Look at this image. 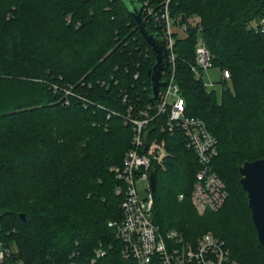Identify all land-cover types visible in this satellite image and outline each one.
<instances>
[{
    "label": "trees",
    "instance_id": "obj_1",
    "mask_svg": "<svg viewBox=\"0 0 264 264\" xmlns=\"http://www.w3.org/2000/svg\"><path fill=\"white\" fill-rule=\"evenodd\" d=\"M134 1L161 38L164 0H149L151 15L141 12L144 0ZM168 7L175 23L200 17L201 29L176 39V81L186 114L201 117L217 139L211 168L227 196L218 210L197 212L196 155L180 131H161L158 116L148 137L163 140L166 155L153 171L152 220L187 241L209 233L233 259L264 264L239 182V166L264 157V23H251L264 17V0H170ZM137 25L124 0H0V241L9 263L86 264L103 245L106 255L90 264H136L121 256L108 222L122 217L123 193H115L122 182L111 167L131 145L124 117L151 95L155 59ZM200 40L212 66L229 73L219 80L220 99L191 71Z\"/></svg>",
    "mask_w": 264,
    "mask_h": 264
},
{
    "label": "built area",
    "instance_id": "obj_2",
    "mask_svg": "<svg viewBox=\"0 0 264 264\" xmlns=\"http://www.w3.org/2000/svg\"><path fill=\"white\" fill-rule=\"evenodd\" d=\"M169 1L164 0L159 8L164 23L160 36L168 61L167 70L162 72L166 84L160 87L158 99L154 103L149 100L145 107H138L137 110L131 105L128 106L124 120L131 124V145L125 152L122 163L111 167L115 178L122 182L115 187V193H123L120 202L122 217L109 221L108 225L121 242V256L132 259L136 264H242L231 257L228 246L220 238L205 233L195 241H187L177 230H161L152 220L154 192L151 178L155 166L161 165L166 155L164 141L148 137L150 122L158 116L165 117L161 131H180L186 147L196 155L199 167L195 174L191 201L197 212L202 214L206 210H218L227 196L224 182L211 168V161L217 155V139L201 117L186 114V102L176 81V39L186 36L191 26L201 29L200 17L194 14L185 21L175 23L169 13ZM141 12L144 15L156 14L149 0L142 2ZM251 23L254 26L264 23V17L253 19ZM210 67V51L200 40L194 47V62L190 68L207 89L214 85L212 80L205 81L203 78ZM133 77L138 78L139 73H134ZM228 78V71L220 69V79ZM64 93V102L68 103L66 96L71 94V90L67 87ZM139 179L146 181V195L143 198L139 196L136 186V180ZM182 197V194L178 195L179 199ZM106 252L103 245H98L86 264L102 258ZM7 254L8 249L0 241V264H11L6 259ZM17 264L23 262L19 261Z\"/></svg>",
    "mask_w": 264,
    "mask_h": 264
},
{
    "label": "water",
    "instance_id": "obj_3",
    "mask_svg": "<svg viewBox=\"0 0 264 264\" xmlns=\"http://www.w3.org/2000/svg\"><path fill=\"white\" fill-rule=\"evenodd\" d=\"M137 21L140 33L150 45L154 54V63L148 74L151 83V95L149 100L154 103L159 96L160 87L166 84L161 79L162 72L167 70L168 61L163 40L156 34L149 32L140 16V7L134 0H124ZM264 72V66L262 67ZM240 185L246 193L248 209L256 230L257 239L264 248V157L253 161H244L239 166ZM152 191L155 190V178H151ZM23 217V214H21Z\"/></svg>",
    "mask_w": 264,
    "mask_h": 264
},
{
    "label": "rangeland",
    "instance_id": "obj_4",
    "mask_svg": "<svg viewBox=\"0 0 264 264\" xmlns=\"http://www.w3.org/2000/svg\"><path fill=\"white\" fill-rule=\"evenodd\" d=\"M254 22V21H253ZM205 81L212 80L214 82V85L210 87V89L214 90L216 93L217 99H220L221 97V83L220 80V69L217 66H212L208 69L207 73L203 76ZM209 89V90H210ZM136 186L138 188L139 196L143 198L146 194L145 188H146V181L145 180H136Z\"/></svg>",
    "mask_w": 264,
    "mask_h": 264
}]
</instances>
